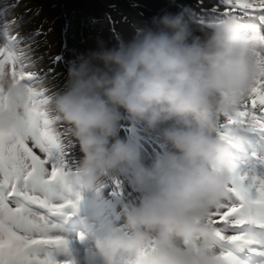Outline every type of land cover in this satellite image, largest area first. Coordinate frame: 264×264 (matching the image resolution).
Here are the masks:
<instances>
[{
	"label": "clouds",
	"instance_id": "obj_1",
	"mask_svg": "<svg viewBox=\"0 0 264 264\" xmlns=\"http://www.w3.org/2000/svg\"><path fill=\"white\" fill-rule=\"evenodd\" d=\"M30 1L24 9L35 30L33 40L50 32L55 42V49L39 65L34 64L37 71L46 69L43 61L50 65V81L41 82L48 95L45 107L65 127L73 140L69 143L75 142L67 146L63 169L73 171L65 176L66 188L62 189L70 203L64 212L51 216L50 226L60 230L51 237L65 244L67 234L85 229L97 238L94 255L102 264L124 262L126 257H132L134 264H224L207 223L230 178V154L217 134V124L237 111L264 74L260 20L241 21L228 15L204 27L195 19L197 14L183 6L197 9L195 0H159L155 6L166 5L160 8L159 17L148 4L140 3L146 0H111L97 6L98 14L87 12V16L82 13L87 10L82 4L89 5L86 0H79V5L64 0ZM0 7V33L11 30L16 32L10 34L20 36L19 26L13 29L16 10L4 0ZM132 11L142 16L143 26L138 29ZM126 14L134 19L133 30L123 18ZM111 19L113 29L103 26L105 32L111 30L115 46L100 43L75 61L69 56L66 74L56 67V59L74 47L73 43L69 46L74 33L65 36L69 26L78 24L73 39L89 47L96 29L102 33L97 22ZM118 22L127 25L131 40L122 41L121 24L117 42ZM33 49H26L30 61L40 47ZM2 88L0 132L9 134L24 120L29 90L24 81L11 77L4 79ZM169 122L161 128V136L149 129ZM135 127L145 134L138 137ZM29 145L43 157L39 148ZM248 165L246 158L237 168ZM109 173H121L123 178H106L105 184L102 175ZM130 192L140 194L139 198L124 202L116 197ZM57 251L61 257V248Z\"/></svg>",
	"mask_w": 264,
	"mask_h": 264
},
{
	"label": "snow or ice",
	"instance_id": "obj_2",
	"mask_svg": "<svg viewBox=\"0 0 264 264\" xmlns=\"http://www.w3.org/2000/svg\"><path fill=\"white\" fill-rule=\"evenodd\" d=\"M198 3L208 17L199 21L204 27L219 23L228 15L241 21L257 17L264 24V0H214L207 6L204 0ZM0 35V92L4 79L9 77L24 81L29 90L21 125L9 134L0 132V264H57L50 249L64 241L49 236L48 221L70 203L62 193L66 188L63 169L67 132L45 107L48 95L41 82L51 69L37 71L33 61L26 67L24 55L16 51L25 37L7 30ZM222 120L217 124V134L232 147H240L242 132L264 130V74L241 100L237 111ZM29 142L39 148L43 157L33 151ZM227 170L230 178L207 223L212 227L224 264H233L230 246L264 245V240L254 239L251 234L253 228L264 229V179L236 175L230 165ZM33 205H40L49 214L38 213Z\"/></svg>",
	"mask_w": 264,
	"mask_h": 264
},
{
	"label": "rangeland",
	"instance_id": "obj_3",
	"mask_svg": "<svg viewBox=\"0 0 264 264\" xmlns=\"http://www.w3.org/2000/svg\"><path fill=\"white\" fill-rule=\"evenodd\" d=\"M28 0H4L5 4L10 6V7H13L16 13V19L14 22H13V29L16 30L17 28V25L19 26V30H20V36L22 37H25V39L19 41L18 43V47H17V52L18 53H22L25 57V61L27 62V65H28V62L30 61V53L28 51H26V49H28L29 51H33V47L35 46H39L40 49L38 50V53H35L32 55V57L35 58V60L33 61L34 64H40L41 62V58L52 52L54 49H55V42L51 39V36H50V32L46 33V34H42V38L41 39H35V34H34V29L32 28V25L28 22L27 20V14H26V10L24 9V5L26 4ZM51 1V0H49ZM68 3H72L73 5H79L78 3L80 2L79 0H64ZM111 0H86V3L89 4L88 6L84 7V4H82V8H87L86 12H83L82 13L84 14V16H87V12H89V14H98V7L97 6H100V7H103L105 6L106 4H110ZM33 0L30 1V3H32ZM214 0H208V2H204L205 6L213 3ZM140 3L144 6V7H147V3L145 2H142L140 1ZM195 3H196V6H197V9L199 10V13L201 12V6L200 4L198 3V0H195ZM2 5H4V3H2ZM36 5V3H35ZM60 6V4L57 3V9L58 7ZM166 5L165 4H161L160 8H164ZM1 8V7H0ZM153 10H152V13H157L155 14L156 16L159 17L158 15V12L160 10V8H158V6H153L152 7ZM36 9H39V7H36ZM47 9H50V4L48 5ZM181 12V11H179ZM27 13L29 14V11H27ZM65 13H67V9H65ZM132 14L134 16V18L136 19L137 21V24H136V28L138 29L139 27L143 26V21L141 20L142 16H140L138 13L136 12H133L132 11ZM0 15H1V10H0ZM102 16H106L105 14H102ZM110 16L113 17V18H116V15H114L113 13H111L110 11ZM202 18V19H199ZM63 17L60 16L59 18H56L57 19V22H60L61 19ZM106 18V17H105ZM124 20L127 21L128 23V26L131 30H133L134 28V19L133 17L131 16V14H126L124 17ZM207 15H201V13L199 15H197V17H195V19L197 21H200V20H203V19H207ZM18 22V24H17ZM2 23V19L0 17V24ZM103 24H107L108 28H111L113 29V19L110 20V22H107V21H104V22H97V25H98V30L102 33L98 34L97 32V29L95 31V39L93 41V43H91V41L88 43V46H86L85 42L84 41H80L78 44H77V40L76 39H73L75 36H76V30H78V24H76L75 26H69L68 27V31L66 32L65 36L67 37L68 36V33L70 31H72L74 33V36L73 38L69 39V46H71V43H73L74 47L71 48V50L69 52H64L60 57H58L56 59V67L61 71V72H64L66 74V70H67V67H68V64L70 62V59H69V56L72 57V61H75L81 54H84V53H87L89 51H92V50H96L98 45L100 43H103L104 46L106 47H112V46H115L116 45V40H115V37L114 35L112 34L111 30L108 31V32H105V29H104V26ZM122 27L124 29H128L129 28L127 27V25L122 22ZM120 22L117 23V42L120 41L119 40V35H120V32H121V27H120ZM80 26H83V24H81ZM85 31V28L84 26L82 27L81 29V32H84ZM130 31V30H129ZM10 33H13V32H16V31H9ZM100 35V37H99ZM33 40L31 46H30V41ZM66 43V41H63L62 44ZM3 42L0 40V46H2ZM68 46V47H69ZM66 49V48H65ZM65 49H63L65 51ZM58 50L60 51H63L61 49L58 48ZM46 67V69L50 68V65H46V63H43ZM41 64V65H42ZM26 65V67H27ZM34 66V65H33ZM9 67H11V65H9ZM42 68H44V66L42 65ZM44 81H47L49 82L50 81V72L46 73L45 74V77H44ZM257 100L259 98H256ZM142 122V121H140ZM143 123V122H142ZM144 124V123H143ZM169 124H171V122H169L168 124H165V125H160V126H157L155 128H149L152 132L154 133H157L159 136H161V128L163 127H167L169 126ZM145 125V124H144ZM146 126V125H145ZM73 141L71 139V137H69L67 135V143ZM147 166V165H145ZM103 176V179H104V183L107 184L108 181L106 178H111L113 180H117V179H122L123 178V175L121 173H109V174H106V175H102ZM116 183H114L112 186H115ZM123 189L125 188V186H121ZM121 193V191H119ZM104 227V226H102Z\"/></svg>",
	"mask_w": 264,
	"mask_h": 264
},
{
	"label": "bare ground",
	"instance_id": "obj_4",
	"mask_svg": "<svg viewBox=\"0 0 264 264\" xmlns=\"http://www.w3.org/2000/svg\"><path fill=\"white\" fill-rule=\"evenodd\" d=\"M158 1H159V0H146V3L148 4L149 9L152 10V9H153L152 7L155 5V2H158ZM183 6H184L187 10L191 11L192 13H195V14L199 15V10H198V9H195V8L191 7V9H193V10H190V7H189L188 5L183 4ZM200 13H201V15H205V14H203L202 12H200ZM123 30H124V32H122V34H121V39H122V41H123V42H127V41L131 40L132 38H129V37L127 36L128 33H129V31H128L127 29H124V28H123ZM259 35L262 36L261 33H259ZM259 138H263V135H262L261 133L258 134V135H256V136H250V141L252 142V141H254V140H256V139H259ZM247 144H248V140H247ZM227 146H228L229 148H237V147H232L231 145H227ZM237 150H239V149H237ZM32 207H33L37 212H39V211L41 210V208H40L41 206L33 205ZM116 208H117L118 212L120 213L119 207L116 206ZM65 224H66V225H69L70 223H69V222H65ZM66 227H69V226H66ZM60 253H61V254H60ZM59 255H60L61 257H66V254L63 253V252H59Z\"/></svg>",
	"mask_w": 264,
	"mask_h": 264
}]
</instances>
